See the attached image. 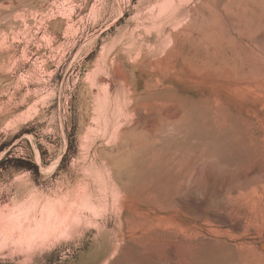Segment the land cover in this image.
<instances>
[{"label":"rangeland","instance_id":"374dc122","mask_svg":"<svg viewBox=\"0 0 264 264\" xmlns=\"http://www.w3.org/2000/svg\"><path fill=\"white\" fill-rule=\"evenodd\" d=\"M240 1L0 0V264H264Z\"/></svg>","mask_w":264,"mask_h":264},{"label":"bare ground","instance_id":"6f19581e","mask_svg":"<svg viewBox=\"0 0 264 264\" xmlns=\"http://www.w3.org/2000/svg\"><path fill=\"white\" fill-rule=\"evenodd\" d=\"M238 1H239V0H238ZM241 1H243V0H241ZM241 1H240V2H241ZM247 1L249 2L250 0H247ZM251 1H252V0H251ZM251 1H250V2H251ZM253 1H254V0H253ZM258 1H260V0H258ZM256 2H257V1H256ZM256 2H254V3H256ZM236 3H237V2H236ZM241 3H242V2H241ZM252 3H253V2H252ZM254 3H253V4H254ZM259 3H261V2H259ZM259 3L257 2V6L260 5ZM262 4H263V3H262ZM245 5H246V4L244 3V6H245ZM263 5H264V4H263ZM252 6H253V5H252ZM255 6H256V4H255ZM255 6H254V7H255ZM261 6H262V5H261ZM237 7H238V4H237ZM263 7H264V6H263ZM238 8H239V10H240V7H238ZM260 8H261V7H260ZM234 9H237L236 6H235ZM245 9H248V8H245ZM255 9H256V7H255ZM249 10H251V9L249 8ZM261 10H263V9H261ZM242 11L244 12V11H246V10H244V8H243ZM240 12H241V11H240ZM246 12H247V11H246ZM250 12H251V11H250ZM252 12H253V10H252ZM191 14H192V13H190V15H191ZM237 14H238V13H237ZM237 14H236V15H237ZM248 14H249V13H248ZM252 14H253V13H252ZM252 14H251V15H252ZM263 14H264V13H263ZM193 15H194V14H193ZM239 15H240V14H239ZM249 15H250V14H249ZM191 16H192V15H191ZM237 16H238V15H237ZM244 16H245V15H244ZM244 16H243V17H244ZM192 17H193V16H192ZM239 17H240V16H239ZM241 17H242V16H241ZM244 18H245V17H244ZM258 18H259V17H258ZM261 18H262V19H260V18H259V19H260V20H263V17H261ZM242 19H243V18H242ZM259 19H258V21L260 22ZM245 20H246V19H245ZM258 21H257V22H258ZM263 21H264V20H263ZM239 22H240V21H239ZM245 22H246V21H245ZM260 23H261V22H260ZM263 23H264V22H263ZM245 24H246V23H245ZM261 24H262V23H261ZM242 25H244V24L241 23V26H242ZM246 26H247V25H246ZM189 27H190V26H189ZM244 27H245V26H244ZM187 28H188V27H187ZM187 28H186V29H187ZM253 28H254V27H253ZM253 28H252V29H253ZM255 28H260V25H259V27H255ZM195 29H196V28H195ZM220 29H221V28H220ZM242 29H243V27H242ZM245 30H246V29H245ZM247 30H248V29H247ZM247 30H246V31H247ZM193 31H194V30H193ZM246 31H243V32H246ZM263 31H264V30H263ZM194 32H195V31H194ZM186 33H187V32H186ZM186 33H185V35L188 34V33H187V34H186ZM196 33H197V32H196ZM223 33H224V32H223ZM206 34H207V33H206ZM214 34H215V32H214ZM227 35H228V34H227ZM191 36H192V35H191ZM197 36H198V35H197ZM199 36H201V35H199ZM209 36H211V35L209 34ZM215 36H216V35H215ZM219 36H220V35H219ZM219 36H218V37H219ZM223 36H226V35H223ZM223 36H221V38H222ZM262 36H263V35H262ZM188 37H190V36H188ZM204 37H205V36H204ZM202 38H203V36H202ZM206 38H207V37H206ZM212 38H214V37L212 36ZM221 38H219V39H221ZM226 38H228V36H226ZM200 39H201V38H200ZM200 39H199V42H200ZM204 39H205V38H204ZM214 39H215V38H214ZM216 39H217V36H216ZM216 39H215L214 41H216ZM223 39H224V38H223ZM238 39H239V38H238ZM262 39H263V38H262ZM205 40H206V39H205ZM230 40H232V39H230ZM233 40H234V39H233ZM201 41H204V40H201ZM206 41H207V43L209 42L208 40H206ZM226 41H227V40H226ZM234 41H235V40H234ZM234 41H232V42H234ZM259 41H260V40H259ZM199 42H198V43H199ZM210 42H211V41H210ZM217 42H220V41H217ZM235 42H236V41H235ZM202 43H203V42H202ZM204 43H205V42H204ZM204 43H203V44H204ZM207 43H206V45H207ZM258 43H259V42H258ZM258 43H256V44H258ZM212 44H213V43H212ZM224 44H225V43H224ZM224 44H223V45H224ZM229 44H230V43H229ZM235 44H236V43H235ZM235 44H234V45H235ZM249 44H250V42H249ZM251 44H252V43H251ZM253 44H254V43H253ZM253 44H252V45H253ZM263 44H264V43H263ZM263 44H262V45H263ZM208 45H209V44H208ZM208 45H207V46H208ZM210 45H211V43H210ZM215 45H218V46H219V43H218V44H215ZM258 45H259V44H258ZM203 46H204V45H203ZM226 46H229L228 43H227ZM230 46H231V45H230ZM240 46H241V45H240ZM240 46H239V47H240ZM263 46H264V45H263ZM205 47H206V46H205ZM210 47H211V46H210ZM214 47H215V46L213 45L212 49H214ZM224 47H225V46H224ZM224 47H223V48H224ZM231 47H232V46H231ZM241 47H242V46H241ZM244 47H246V46L244 45ZM254 47H256V46H254ZM206 48H207V47H206ZM206 48H205L204 50H206ZM216 48H217V47H216ZM233 48H234V47H233ZM260 48H261V45H260L259 49H260ZM218 49H219V51H220V47H219ZM244 49H245V48H244ZM247 49H248V48H247ZM262 49H263V48H261V50H262ZM209 50H210V49H209ZM214 50H215V49H214ZM236 50H238V49H236ZM212 51H213V50H212ZM239 51H240V50H239ZM242 51H243V50H242ZM210 52H211V51H210ZM215 52H216V50H215ZM245 52H246V51H245ZM250 53H251V52H250ZM209 54H210V53H209ZM211 54H212V53H211ZM213 54H214V53H213ZM240 54H241V53H240ZM251 54H252V53H251ZM215 55H216V54H215ZM246 55H247V54H246ZM212 56H213V55H212ZM243 56H244V55H243ZM252 56H253V55H252ZM214 57H215V56H214ZM258 57H259V56H258ZM260 57H261V56H260ZM240 59H241V58H240ZM254 61H255V60H254ZM247 62H248V61H247ZM256 63H257V62H256ZM253 64H254V63H253ZM204 65H205V64H204ZM256 66H257V65H256ZM258 67H259V66H258ZM261 67H262V66H261ZM213 68H214V67H213ZM225 68H227V67L225 66ZM229 68H230V67H229ZM229 68H228V69H229ZM263 68H264V67H263ZM263 68H262V69H263ZM259 69H260V68H259ZM263 70H264V69H263ZM260 72H261V71H260ZM209 74H210V73H209ZM223 75H224V74H223ZM228 75H230V74H228ZM214 76H215V75H214ZM230 76H231V75H230ZM216 77H217V76H216ZM216 77H215V78H216ZM250 77H251V75H250ZM208 78H209V76H208ZM235 79H236V78H235ZM247 79H249V78L247 77ZM259 80H260V79H259ZM232 81H233V80H232ZM234 81H235V80H234ZM241 81H242V80H241ZM239 82H240V81H239ZM214 83H215V82H214ZM201 85H202V83H201ZM205 85H206V83H205ZM208 85H209V86H212V85H210L209 83H208ZM252 86H253V85H252ZM214 87H215V86H214ZM209 88H211V87H209ZM216 88H218V87H216ZM216 88H215V89H216ZM243 88H244V87H243ZM248 88H249V87H248ZM246 89H247V87H246ZM209 90H210V89H209ZM213 90H214V88H213ZM257 90H258V89H257ZM260 90H261V89H260ZM247 91H248V89H247ZM215 92H216V91H215ZM258 92H259V91H258ZM258 92H257V93H258ZM206 94H207V93H206ZM206 94H205V95H206ZM208 94H209V93H208ZM255 94H256V93H255ZM260 94H261V93H260ZM262 94H263V93H262ZM211 95H212V94L210 93V96H211ZM221 95H222V94H221ZM221 95H220V96H221ZM258 95H259V94H258ZM223 96H224V94H223ZM225 96H226V95H225ZM225 96H224V97H225ZM205 97H206V96H205ZM263 97H264V96H263ZM212 98H213V97H212ZM227 98H228V96H227ZM231 98H232V97H231ZM231 98H230V99H231ZM261 98H262V97H261ZM222 99H224V98L222 97L221 100H222ZM151 100H152V99H151ZM233 100H234V99H233ZM227 102H229V101H227ZM235 102H237V101H235ZM237 103H238V102H237ZM222 104H223V103H222ZM224 104H225V103H224ZM224 104H223V107H224ZM226 104H227V103H226ZM230 104H231V103H230ZM230 104H229V105H230ZM240 105H241V104H240ZM213 107H214V106H213ZM248 107H249V106H248ZM251 107H253V106H251ZM215 108H216V107H215ZM203 109H204V108H203ZM217 109H218V108H217ZM229 109H230V108H229ZM251 109H252V108H251ZM204 110H205V109H204ZM227 110H228V108H227ZM223 111H224V110H223ZM207 112H208V111H207ZM219 112H220V111H219ZM260 112H261V111H260ZM206 114H207V113H206ZM216 115H217V114H216ZM207 116H208V115H207ZM171 118H172V117H171ZM223 121H224V120H223ZM226 121H227V120H226ZM245 121H247V119H245ZM227 122H228V121H227ZM251 123H252V122H250V124H251ZM245 124H246V122H245ZM247 126H248V125H247ZM149 128H150V127H149ZM251 129H252V128H251ZM178 218H179V217H178ZM49 228H51V226H50L49 224H45V225H43V227H42L41 229H40V228H39V229H40V231H41V230L48 231Z\"/></svg>","mask_w":264,"mask_h":264}]
</instances>
